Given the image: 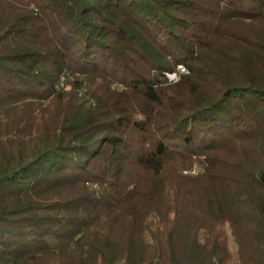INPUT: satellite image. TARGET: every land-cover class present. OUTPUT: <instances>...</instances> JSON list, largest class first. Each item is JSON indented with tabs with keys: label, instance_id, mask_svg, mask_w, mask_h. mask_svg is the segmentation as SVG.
Masks as SVG:
<instances>
[{
	"label": "trees",
	"instance_id": "obj_1",
	"mask_svg": "<svg viewBox=\"0 0 264 264\" xmlns=\"http://www.w3.org/2000/svg\"><path fill=\"white\" fill-rule=\"evenodd\" d=\"M0 264H264V0H0Z\"/></svg>",
	"mask_w": 264,
	"mask_h": 264
},
{
	"label": "bare ground",
	"instance_id": "obj_2",
	"mask_svg": "<svg viewBox=\"0 0 264 264\" xmlns=\"http://www.w3.org/2000/svg\"><path fill=\"white\" fill-rule=\"evenodd\" d=\"M178 64H179V63L176 64V70L171 71V72H170V71H169V72H165L166 76H167L170 80L174 79V78H171V77H170V73H172V74L175 75V76H178L177 71L180 72V71H185V70H186L185 67H184L182 64H179V67H178ZM169 79H168V80H169Z\"/></svg>",
	"mask_w": 264,
	"mask_h": 264
},
{
	"label": "rangeland",
	"instance_id": "obj_3",
	"mask_svg": "<svg viewBox=\"0 0 264 264\" xmlns=\"http://www.w3.org/2000/svg\"><path fill=\"white\" fill-rule=\"evenodd\" d=\"M185 67V66H184ZM185 71H180V72H178L177 71V73H178V76H176L174 79H172V80H170L167 76V79H169L168 81L169 82H175V81H177L179 78H180V75H182V74H184V73H187L188 72V70H187V68L185 67ZM175 70H176V66H175ZM174 71V70H173ZM171 72V71H170ZM166 75V74H165ZM231 245H232V247H234V244H233V242H231Z\"/></svg>",
	"mask_w": 264,
	"mask_h": 264
},
{
	"label": "built area",
	"instance_id": "obj_4",
	"mask_svg": "<svg viewBox=\"0 0 264 264\" xmlns=\"http://www.w3.org/2000/svg\"><path fill=\"white\" fill-rule=\"evenodd\" d=\"M178 67H179V64H178ZM170 77H171V78H175L176 76L173 75L172 73H170Z\"/></svg>",
	"mask_w": 264,
	"mask_h": 264
}]
</instances>
